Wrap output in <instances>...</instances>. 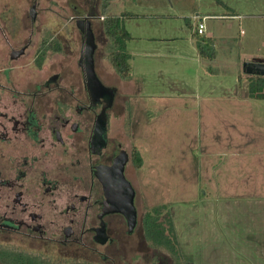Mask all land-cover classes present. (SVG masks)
<instances>
[{
	"label": "rangeland",
	"instance_id": "rangeland-1",
	"mask_svg": "<svg viewBox=\"0 0 264 264\" xmlns=\"http://www.w3.org/2000/svg\"><path fill=\"white\" fill-rule=\"evenodd\" d=\"M100 4L101 0H0V33L18 31L28 37L33 31L35 41L56 32L78 38L77 30L66 21L76 16L92 18L96 75L92 85L117 89L121 81L106 58L110 46L101 30ZM123 12L139 15L129 29L138 23L152 31V25H158L153 44L131 38L126 45L136 89L125 98L117 89L122 101L116 112L120 116L113 120L115 131L123 134L132 129L135 134L133 143L142 163L133 176L136 208L141 215L165 205L168 213L162 217L170 214L176 232L181 231L180 245L194 264H224L226 226L238 223L245 204L243 189L258 187L253 174L256 151L236 148L232 153L233 147L230 150L227 144L235 132L230 127L233 119L238 128L243 124L251 140L257 134L264 139L263 132L258 133L264 127V101L248 99L236 105L229 99L235 90L239 97H247L244 63L264 61V0H113L108 14ZM214 14L232 17L204 20L205 34L198 37L212 39L216 57L210 61L198 56L193 18ZM70 48L72 54L62 63L76 72L78 51L74 43ZM0 49L4 52L1 38ZM46 59V66L58 62L48 54ZM112 89H108L111 94ZM234 138L236 147L240 136ZM242 164H247L244 177L252 169L247 184L241 183ZM259 187L264 192L263 184ZM135 248V264H173L165 253L150 252L145 244L137 243Z\"/></svg>",
	"mask_w": 264,
	"mask_h": 264
},
{
	"label": "flooded vegetation",
	"instance_id": "flooded-vegetation-1",
	"mask_svg": "<svg viewBox=\"0 0 264 264\" xmlns=\"http://www.w3.org/2000/svg\"><path fill=\"white\" fill-rule=\"evenodd\" d=\"M91 19L66 21L78 38L0 33V264H135L147 246L135 134L114 129L117 89L92 85ZM73 43L76 72L62 63Z\"/></svg>",
	"mask_w": 264,
	"mask_h": 264
},
{
	"label": "crops",
	"instance_id": "crops-1",
	"mask_svg": "<svg viewBox=\"0 0 264 264\" xmlns=\"http://www.w3.org/2000/svg\"><path fill=\"white\" fill-rule=\"evenodd\" d=\"M198 18V15L195 16ZM195 17L193 18L194 22H195V27L197 25V21L195 19ZM205 17H215V18H220L223 17L226 19V17H232V16H224V15H208ZM203 18V17H202ZM138 22L136 20H126L124 22V26L127 30V32L129 33V35L131 36L132 39L138 38L141 40H144V45L148 44L149 41L153 44V40H155V32L153 30H156V28H158L157 24L152 25V27L154 29L151 30H147L144 28H140L138 23L136 24L137 27H135V25H131L132 26V30L129 29L128 25L131 24V22ZM192 28V26H191ZM140 30V34H134L137 33L136 31ZM194 30V29H193ZM133 31V32H132ZM152 32V34H150ZM194 32V31H193ZM196 34V32H195ZM194 36V34H193ZM196 36V35H195ZM194 36V37H195ZM198 37V35H197ZM200 37V36H199ZM166 38V37H165ZM205 38V37H204ZM208 39H210L208 37ZM212 40V39H211ZM131 42V41H130ZM129 42V43H130ZM146 42V43H145ZM195 44L196 41L194 40ZM128 43V44H129ZM215 44V43H214ZM128 46V45H127ZM130 56L132 57V55L130 54ZM145 56H149V54L145 53ZM199 56V55H198ZM131 66V64H130ZM132 66H131V71H132ZM209 72L214 73L216 72L215 70H212L211 68H209ZM131 78L128 81H121V86H119L118 89V93L120 94L121 97L125 98L127 95H132L134 89H136L135 84H134V77L130 76ZM234 96V97H233ZM240 95L237 94L236 90H235V94L233 95L231 93L230 95V101L239 104L240 102H246V100L250 99L248 97V95H246L247 97H239ZM253 100V99H251ZM259 101V100H258ZM264 101V100H262ZM230 113L232 114V110L230 111ZM244 118H242L241 120H243ZM258 120H260V118H258ZM238 125V124H237ZM241 128H238V126L235 125L234 119L230 120V127L232 129V131H235L232 133V135H229V139H228V144L227 146H229V149L231 150L232 148V153H234L237 149H240V151H244V152H253L256 151V155L254 157L255 159V164H256V168H255V172H253V174L256 176L257 178V188H253V189H249V191L244 190L243 189V203L242 204L243 207H241V201L239 203L240 205V209H241V213H240V217L238 220L237 225H230V226H226L227 229V234L225 235L224 239V244H225V251H224V264H264V192H260V187L259 184H263V190H264V139H260L258 134L257 136H251L253 138H255V140H251L250 137L248 136L249 133H247V130H244L243 128V124H240ZM247 131V132H246ZM263 132L262 137L264 138V127L260 130H258V133ZM235 133V134H234ZM235 135H239L240 136V144L237 145L236 147L232 146V144L235 141L234 136ZM247 137V138H246ZM237 140V144L239 143ZM245 147V149L243 148ZM243 158V155H242ZM242 169H241V175H242V182L241 183H246L249 179V176H251L252 174V169L250 171H245V177L243 176V168L245 166V168L247 169V164H242ZM251 167H252V163H251ZM235 173V171H234ZM236 175V174H235ZM246 195V196H245ZM241 199V200H242ZM246 207V208H244ZM249 209V210H248ZM243 210L245 212H243ZM247 213V214H246ZM247 216V221H246V217ZM242 217V218H241ZM229 220H231V216L230 214L228 215V222ZM214 229V228H213ZM178 234L177 236L181 237V234L178 229ZM235 233H238L239 235H235ZM240 237V239H239ZM179 240V238H178ZM180 243V240H179ZM233 248L237 249V251H233ZM212 252V251H211ZM194 264V262H193Z\"/></svg>",
	"mask_w": 264,
	"mask_h": 264
},
{
	"label": "trees",
	"instance_id": "trees-1",
	"mask_svg": "<svg viewBox=\"0 0 264 264\" xmlns=\"http://www.w3.org/2000/svg\"><path fill=\"white\" fill-rule=\"evenodd\" d=\"M113 0H101L99 16L102 19L101 30L109 42L110 52L106 58L111 65L113 72L119 80L128 81L131 74L129 64L130 54L126 45L131 36L127 32L124 22L135 20L139 15L123 12L120 15L108 14ZM196 38V49L198 55L207 60H214L216 51L211 39ZM58 47V46H57ZM58 47L57 49H59ZM247 95L253 100H264V76L247 75ZM133 165L136 169L141 168V158L137 150L134 152ZM167 211L165 205L153 207L147 210L142 219V233L147 246L152 251L163 252L172 260L173 264H193L192 256L183 251L177 236V232L170 214L165 217Z\"/></svg>",
	"mask_w": 264,
	"mask_h": 264
},
{
	"label": "water",
	"instance_id": "water-1",
	"mask_svg": "<svg viewBox=\"0 0 264 264\" xmlns=\"http://www.w3.org/2000/svg\"><path fill=\"white\" fill-rule=\"evenodd\" d=\"M91 32V29H90ZM90 41H92V47H94V43H93V35L92 32L90 34ZM94 51V50H93ZM92 54L93 52L90 54V60L88 61V70L92 71ZM243 71L246 75H263L264 76V61H261L259 59H255L252 60L248 63H244L243 65Z\"/></svg>",
	"mask_w": 264,
	"mask_h": 264
},
{
	"label": "built area",
	"instance_id": "built-area-1",
	"mask_svg": "<svg viewBox=\"0 0 264 264\" xmlns=\"http://www.w3.org/2000/svg\"><path fill=\"white\" fill-rule=\"evenodd\" d=\"M102 19L103 18H101V20ZM195 19L197 21V25H196V28H195L196 35H198V36H204V34H205V24H204V20L206 19V17H203V18L195 17Z\"/></svg>",
	"mask_w": 264,
	"mask_h": 264
}]
</instances>
